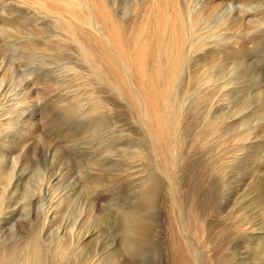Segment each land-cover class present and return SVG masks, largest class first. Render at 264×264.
Instances as JSON below:
<instances>
[{"label": "rangeland", "instance_id": "rangeland-1", "mask_svg": "<svg viewBox=\"0 0 264 264\" xmlns=\"http://www.w3.org/2000/svg\"><path fill=\"white\" fill-rule=\"evenodd\" d=\"M216 2H219V5ZM13 4H15L14 0H0V63H3L2 67L6 69L5 72L3 71L4 77L0 78V83L6 84L8 87L5 85V89L9 90L7 94L9 101L1 103L0 109L3 112L1 113L0 110V114L5 116L7 110L12 112L16 106H23L25 112L20 119L18 118L19 122H15L14 130L4 141L6 143L0 147V155H3L0 156V192L2 191L0 220L8 217L10 223H13L12 227V224L1 226L3 231L0 240L10 241L11 246L12 244L15 246L28 239L36 231L35 228L38 227L36 222L42 220V214L51 208L52 204H56L54 202L57 197L62 196L56 219L52 222L48 219V223L52 226L50 235H47L46 240L45 235L42 236L44 241L42 238L41 240L46 244L49 240L53 241L52 238L57 232H63L68 239V245L75 248L79 237L88 234L82 253L78 252L73 256L76 258L74 264H88L95 252L103 257L111 250L116 251L118 257L116 264H178L173 249L175 241L178 244L181 236H184L188 244L197 250L199 264H216L219 255H228L232 262L237 261L240 256L243 259L238 260V264H264V4L262 0H212L209 4L216 5V11L210 15L211 17L209 16L210 20L206 21L208 26L220 23L229 11L243 21L240 30L231 33L233 37L230 42L232 50L230 59L234 62H247L251 67H237L234 70L233 81L239 84L237 88L232 89L233 91H220V99L226 100L224 105L226 112L228 109L234 113L242 108L245 109L230 123H227L229 120L226 119L222 121L226 113L223 112L224 108H220L222 112L220 110L215 118V122L223 124H217L219 128L217 139L219 149L225 152L220 155L223 161L219 156L215 161L217 163L213 162L216 176L224 177L221 186L217 188L219 197L215 204L209 203L203 189L195 184L202 179L194 178L200 174L203 166L209 163L207 155H204L197 160L191 159L186 165V170L184 169L187 175L184 177L183 174L182 178L175 180L174 199L177 204L173 208L161 202L159 199L162 198L157 199L152 205L146 202L137 194L139 189L136 190L131 184L134 180L137 181L136 178L131 183L123 180L112 182L111 177L122 172L124 168H130L133 176L145 174L148 162L145 163L146 160L141 159L142 157H139L141 161L140 159L138 161L134 156L137 146L143 143L138 133L140 130L136 132L132 128L131 130L135 132L131 133L130 130L131 135L128 130L130 126L126 125L128 117L124 114L119 117H107L105 122H102L104 125H98L97 117L87 114L85 94L88 91L85 92L84 89H88L89 85L84 80L86 78L79 77V79L76 76L79 74L69 71V62L73 60L61 51L58 57L44 60L39 54L29 53L25 48L27 46L22 42H26L30 33L35 31L27 22L19 27L15 24L14 18L27 16L28 12L20 9L12 11L10 7H14ZM126 6L132 7V2ZM31 14L32 11L28 16L30 17ZM251 18L261 19L262 23L251 22L249 21ZM260 33L263 35L261 36ZM220 59H225L224 53H221ZM74 77L75 79H72ZM77 84L81 87L78 88ZM76 90H80L81 94ZM8 113L4 118L1 116L0 120L9 117L10 112ZM95 130L96 133L93 132ZM141 149L143 148L139 147V150ZM230 151L235 153L232 155ZM228 155L230 157H227ZM14 157L18 158L17 167L11 162ZM235 157L232 165L230 162L231 167L224 166L227 164L225 160H232ZM13 167L17 185L12 183V188L8 187L9 193H7L2 190L4 188L2 177L8 173V170H13ZM155 171L159 172L156 169ZM156 172L159 190L164 191L169 187L167 178ZM194 172L196 174H193ZM55 174L58 180L50 187L49 193L44 192L43 189L44 193L38 194L43 178L45 180ZM179 175V172L175 174L176 177ZM96 176H98L96 180L98 184L94 182ZM67 193L72 194L68 199L65 198ZM51 199H54L52 203ZM89 206L92 207L90 215L85 212ZM11 211L13 218L9 215ZM242 216L247 220V235L229 241L235 232L233 221ZM189 223L192 229L188 228V232L186 226L190 227ZM184 225L185 229L182 227ZM60 226L71 233H67L65 229V231L58 229ZM194 227H198L196 229L200 240L194 236ZM10 228L13 230L11 231ZM140 238H148L149 242L153 243L151 251L142 254L138 259L140 262L124 260L122 256H127L129 252L127 245ZM19 252L22 253L23 250ZM240 252L245 254L238 255Z\"/></svg>", "mask_w": 264, "mask_h": 264}, {"label": "bare ground", "instance_id": "bare-ground-1", "mask_svg": "<svg viewBox=\"0 0 264 264\" xmlns=\"http://www.w3.org/2000/svg\"><path fill=\"white\" fill-rule=\"evenodd\" d=\"M14 1V7H10L12 11H19L20 9L28 12L27 16L22 15L20 18H14L15 24L19 27L22 23L27 22L35 31V33H30L26 42L20 41L27 46L25 48L29 50V53L39 54L43 60L56 58L61 52L65 53L73 60L69 62V71L79 74L76 75L78 78H86L84 80L88 82L89 88H85L84 91L88 92L87 94L82 93L87 95L86 109L88 113L84 112V109L83 112L88 115L89 113L92 114V117L95 115L98 125L105 122L107 117H119L124 114L128 117L126 125L130 126L129 133L132 128L136 132L140 130L138 133L143 143L139 146L136 145L137 149L133 154L138 161L142 157L141 159L146 160L145 163L148 162V164L146 163L148 168L145 174L133 176L130 168H124L122 172L111 177L112 182L123 180L131 183L136 178L138 182L134 180L131 184L136 190L139 189L137 194L146 202L152 205L157 199L162 198L159 199L161 202L173 208L177 204L174 199L175 180L182 178L183 174L184 177L187 175L184 173V169L191 159L197 160L207 155L209 163L207 162L203 166V170L194 179L198 177L202 179L195 184L203 189L202 191L207 195L206 199L214 205L219 197L217 188L221 180L224 179L223 176H216L217 173H215L216 170L213 166V162L216 164L215 161L219 156L225 154L218 147L217 129L219 128L217 124L220 122H215L220 108H224L223 112L226 108L224 107L226 100L225 98L220 99V91L230 92L237 88L239 83L233 81L235 75L233 73L237 67H251L247 62H234L230 59L232 52L230 42L233 37L231 33L240 30L243 21L229 11L220 23L208 26L206 21L216 11V5H209L212 0ZM129 2H132V7L126 6ZM262 2L264 4V0ZM31 11L33 14L29 17L28 14ZM249 21L256 24L262 23L261 19L254 20L251 18ZM234 28H236L235 31ZM260 28L263 30L262 27ZM261 32L263 33V31ZM262 33H260L261 36ZM221 53H224L225 59H220ZM0 64L1 78L4 77L3 71L6 69H3V63ZM221 72L223 73L219 74ZM5 85L0 83V105L3 101H9L7 99L9 90L5 89ZM78 86L80 85L77 84ZM76 91L81 94L80 90ZM14 109L12 112L7 110L4 114L6 116L10 112L9 117L0 120V147L6 143L4 141L14 130L16 121L25 112L23 106H16ZM243 109L245 108L236 113L228 109L223 117L221 115L222 121L226 119L229 120L227 123L232 122L238 118ZM2 115L0 114V117ZM217 118L219 119V117ZM231 118L232 120H230ZM119 125L117 126L119 127ZM117 126L114 127L118 128ZM99 129L102 128L99 127ZM96 130L98 131V129ZM96 130L93 132L96 133ZM134 130H131V133H134ZM139 147L143 149L139 150ZM233 153L235 152H231L232 155ZM125 157L127 156L125 155ZM135 159L133 160L135 161ZM235 159L236 157L232 160H225L227 164L224 166L229 167L230 162L232 165ZM11 162H13L12 164L15 163L14 166H16L18 158L14 157ZM155 169L159 171H155L156 173L167 178L169 187L165 188L164 191L159 190ZM177 172L180 174L178 177L175 176ZM125 176L126 178H123ZM97 177L94 178V182L98 184L96 182ZM14 178L16 176L13 167V170H8V173L2 177L4 182L2 190L4 192H7V188L12 183L17 185V179ZM57 180L56 174L48 176L45 180L43 178L38 189L39 192L37 191L38 194L42 193L43 189H45L44 192L49 193L50 187L55 185ZM0 194L2 195V191ZM71 196V193H67L65 198L68 199ZM61 197H57L56 202H54L56 204H52V207L42 214V220L36 222L38 225L37 229L35 228L36 231L31 232L32 234L29 233L31 235L28 239L21 241L22 243L19 245L13 242L15 246L13 244L11 246L12 242L10 243V241L0 240V264H74L76 258L73 256L75 253H82L88 234L79 237L75 248H71L70 244L68 245V239L63 232H57L52 238L53 241L49 240L46 244L42 238L45 235L46 240L47 235H50L52 226L48 223V219L51 222L56 219L57 208L62 203ZM53 200L51 199V203ZM91 211L92 207L90 206L85 210L88 215ZM12 212H9V215L13 218ZM9 219L4 217L0 220L2 221L0 222V234L3 231L1 226H6V224L13 226ZM185 225L182 226L184 229ZM232 226L235 232L229 241H235L236 237L240 238L247 235L248 224L245 216L234 220ZM59 228L62 231L67 230L65 227L60 226ZM186 228L190 229L191 225L190 227L186 226ZM196 228L194 227V236L200 240ZM72 229L71 231H73ZM66 232L71 233L68 230ZM143 233L141 235L144 236ZM183 237L181 236L178 240V244L177 241L174 243L173 252L177 263L199 264L197 250L191 247ZM200 243L202 242L200 241ZM152 244L148 238L132 241L130 245H127L128 255L121 256L124 260L136 263L142 254L151 251ZM200 247L199 245V249ZM21 249L23 250L22 253L19 252ZM97 254L98 252H95L91 256L88 264L118 263L116 251L111 250L103 257ZM242 254L245 252L238 253V255ZM216 259L218 260L216 264H238L237 261L243 258L239 256L237 261L232 262L228 255H219Z\"/></svg>", "mask_w": 264, "mask_h": 264}]
</instances>
